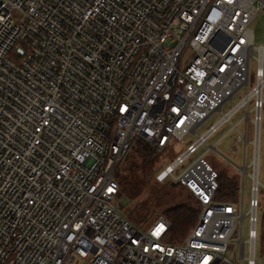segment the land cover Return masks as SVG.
Here are the masks:
<instances>
[{"label": "built area", "instance_id": "1", "mask_svg": "<svg viewBox=\"0 0 264 264\" xmlns=\"http://www.w3.org/2000/svg\"><path fill=\"white\" fill-rule=\"evenodd\" d=\"M262 11L264 0H0V264H255ZM242 109L251 141L231 121ZM226 123L253 147L252 172L236 171L253 181L247 241L243 195L217 199L205 155L185 167L200 146L217 151L208 140ZM139 140L172 157L155 182L198 206L181 244L165 216L138 225L122 210L116 174Z\"/></svg>", "mask_w": 264, "mask_h": 264}, {"label": "rangeland", "instance_id": "2", "mask_svg": "<svg viewBox=\"0 0 264 264\" xmlns=\"http://www.w3.org/2000/svg\"><path fill=\"white\" fill-rule=\"evenodd\" d=\"M252 29L254 30L255 34V43L256 45H264V11H262L258 17L254 20L252 24ZM257 69V63L256 60L253 59L251 62V74L255 75ZM247 93V88L241 89L233 98V101L227 102L223 108L222 112L226 113L229 112L232 107H234L235 103L239 102L242 98L245 97ZM252 110V104L249 107L250 112V118L252 119L254 117ZM247 111L245 109H242L238 112H236L232 116V123L238 124V131L241 133L248 132V141H251L253 139V125L251 122L246 126L245 121L243 120L246 116ZM222 117L221 112H217L214 115H212L198 130L197 135H203L211 126L217 124ZM237 130L232 129V124L226 123L220 127L217 133H215L213 136H211L208 140L209 145H216V150H212V152H209V146L208 145H202L198 148L197 152L190 157V159L186 162V165H189L190 163L194 162L196 159L202 157L205 155V160L215 166V168L228 175V176H235L237 177L239 183H240V189H239V195L240 198L243 195V213L246 215L243 220V239L248 240L249 239V233L251 230V223H250V210L251 205L250 202L253 198V191H252V179L249 177V175H246L244 179V184H242V176H239L237 171V167L246 166L247 172H252V144H248L245 146L244 141L239 142L237 140V136L239 135V132ZM195 136H190L188 141H195ZM186 146L184 145H177L175 148L176 154H180L184 151ZM162 155L156 163L155 167L161 168L162 165L169 164L172 162V157L168 156L165 157L164 153L161 152ZM260 170H259V181L262 185L258 188V200H259V208H258V218L261 220L263 214H264V110L262 112V123H261V146H260ZM185 167L182 169H179L177 173H180ZM155 173L153 171V183L160 187L161 189V196H163L167 191H172L173 194H178L182 186L178 184L177 186L170 187L169 185L171 183L166 182L163 184H158L154 180ZM121 204H122V210H127L128 208H131L130 201L120 195ZM139 212L135 213L131 217V221L135 224L142 225L138 221L139 219L136 217L137 214L141 213V209H138ZM258 238L256 241V248H255V264H264V243L261 239V223L258 225L257 228ZM249 255V245L247 244V256ZM76 264H83V262L78 261ZM242 264H247V261H242Z\"/></svg>", "mask_w": 264, "mask_h": 264}, {"label": "trees", "instance_id": "3", "mask_svg": "<svg viewBox=\"0 0 264 264\" xmlns=\"http://www.w3.org/2000/svg\"><path fill=\"white\" fill-rule=\"evenodd\" d=\"M161 155L158 149L144 140H139L117 171L116 178L121 188L120 195L131 203V208L125 210L130 220L139 212L138 209H141V213L136 217L140 224H147L161 215L165 216L172 225L168 241L181 244L197 224L198 206L183 187L178 194L167 191L161 196L160 187L152 180ZM219 183L217 199L236 202L240 189L237 177L220 172ZM169 186L172 187V184ZM261 239L264 243V214L261 221Z\"/></svg>", "mask_w": 264, "mask_h": 264}, {"label": "water", "instance_id": "4", "mask_svg": "<svg viewBox=\"0 0 264 264\" xmlns=\"http://www.w3.org/2000/svg\"><path fill=\"white\" fill-rule=\"evenodd\" d=\"M172 186H175V184H172Z\"/></svg>", "mask_w": 264, "mask_h": 264}, {"label": "snow or ice", "instance_id": "5", "mask_svg": "<svg viewBox=\"0 0 264 264\" xmlns=\"http://www.w3.org/2000/svg\"><path fill=\"white\" fill-rule=\"evenodd\" d=\"M109 191H111V189H109Z\"/></svg>", "mask_w": 264, "mask_h": 264}]
</instances>
